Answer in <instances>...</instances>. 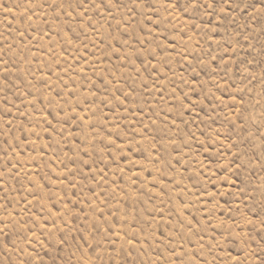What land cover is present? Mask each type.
Instances as JSON below:
<instances>
[{
    "label": "rangeland",
    "instance_id": "rangeland-1",
    "mask_svg": "<svg viewBox=\"0 0 264 264\" xmlns=\"http://www.w3.org/2000/svg\"><path fill=\"white\" fill-rule=\"evenodd\" d=\"M0 264H264V0H0Z\"/></svg>",
    "mask_w": 264,
    "mask_h": 264
}]
</instances>
